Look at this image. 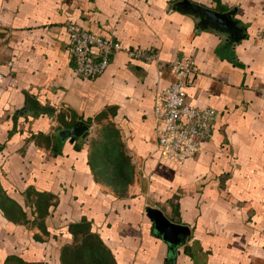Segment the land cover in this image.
Returning a JSON list of instances; mask_svg holds the SVG:
<instances>
[{
    "label": "crops",
    "instance_id": "crops-1",
    "mask_svg": "<svg viewBox=\"0 0 264 264\" xmlns=\"http://www.w3.org/2000/svg\"><path fill=\"white\" fill-rule=\"evenodd\" d=\"M175 1L0 0V62L16 79L0 87V264H264V0H191L233 8L235 38ZM67 22L160 60L113 51L101 73L77 76ZM176 56L197 66L189 100L216 111L180 163L159 155L152 117ZM76 122L85 135L60 139ZM146 206L188 234L170 245Z\"/></svg>",
    "mask_w": 264,
    "mask_h": 264
},
{
    "label": "built area",
    "instance_id": "built-area-1",
    "mask_svg": "<svg viewBox=\"0 0 264 264\" xmlns=\"http://www.w3.org/2000/svg\"><path fill=\"white\" fill-rule=\"evenodd\" d=\"M65 50L72 62L75 75L92 78L102 72L109 61L110 53L123 51L133 59L158 63V51L154 47L123 46L112 38L93 33L72 23H65ZM0 41L8 37L9 29L0 26ZM264 41V34L258 33ZM172 74V80L155 94L152 117L156 125V148L163 158L182 162L195 156L202 142L212 133L211 122L215 109L199 107L189 100L186 88L193 82L197 66L191 57L176 56L164 61ZM16 83L11 71V62H0V87Z\"/></svg>",
    "mask_w": 264,
    "mask_h": 264
},
{
    "label": "water",
    "instance_id": "water-1",
    "mask_svg": "<svg viewBox=\"0 0 264 264\" xmlns=\"http://www.w3.org/2000/svg\"><path fill=\"white\" fill-rule=\"evenodd\" d=\"M176 10L192 15L197 19V24L201 27H212L220 31L231 34L232 38L237 36L239 27L232 17L234 9L217 10L191 0H177L172 3ZM23 104L28 108L40 111L49 110L47 106H40L36 99L24 93ZM89 126L83 122H76L69 126H62L56 130L60 139L68 137L72 140L74 137H83L88 131ZM145 214L151 220L153 230L170 245L178 244L185 235L188 234L186 225L170 220L160 209L155 207H145Z\"/></svg>",
    "mask_w": 264,
    "mask_h": 264
}]
</instances>
